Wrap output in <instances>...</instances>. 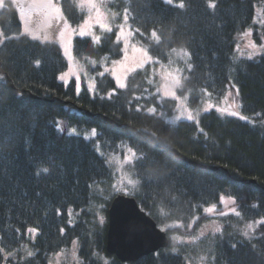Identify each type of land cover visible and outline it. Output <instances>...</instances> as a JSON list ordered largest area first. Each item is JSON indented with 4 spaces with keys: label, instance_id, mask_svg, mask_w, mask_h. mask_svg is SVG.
<instances>
[{
    "label": "trees",
    "instance_id": "obj_1",
    "mask_svg": "<svg viewBox=\"0 0 264 264\" xmlns=\"http://www.w3.org/2000/svg\"><path fill=\"white\" fill-rule=\"evenodd\" d=\"M73 3L59 1L71 25L83 19ZM255 5L264 9V0L107 4L128 11L134 41L162 64H170L177 50L188 53L191 67L179 93L190 108L206 101L204 92L219 100L231 82L239 113L248 120L207 111L197 123L171 125L165 118L175 114L176 103L159 99L149 66L130 73L123 90L104 74L96 76L94 94H76L73 82L65 86L57 79L66 69L60 48L22 35L18 12L6 2L0 9V264H47L73 243L82 264H185V257H196L191 246L171 252L168 245L133 263L105 252L107 211L117 195L135 199L166 236L193 231L211 218L207 209L214 206L218 214L222 198H229L235 233L224 225L203 242L209 264H264V53L242 59L233 48ZM72 52L80 62H93L86 67L92 73L122 55L114 32L95 43L76 38ZM57 125L96 134L85 139ZM116 144L135 154L125 166L135 180L129 193H108ZM170 147L216 171L176 159ZM245 224H251L247 231Z\"/></svg>",
    "mask_w": 264,
    "mask_h": 264
},
{
    "label": "rangeland",
    "instance_id": "obj_2",
    "mask_svg": "<svg viewBox=\"0 0 264 264\" xmlns=\"http://www.w3.org/2000/svg\"><path fill=\"white\" fill-rule=\"evenodd\" d=\"M7 1L18 12L22 35L42 42V44H56L60 48L66 62V69L58 75L57 79L65 86L73 82L76 94H79L83 89H86L90 94H94L96 76L104 74L114 81L117 89L123 90L126 87L125 84L130 73L149 66L152 70L151 73L158 82L157 94L159 99L174 100L176 103L175 114L165 118L168 124L175 125L179 122L197 123L200 116L206 114L207 111L241 121H248L239 113V102L236 100L238 90L231 82L227 85V92L219 100L212 101V95L204 92V100L206 101H202L197 108H190L187 103V96L179 93L183 85L182 81H184L191 67L188 55H184L185 51L177 50L173 55L174 60L167 65L152 57L147 52L146 46L134 41L135 31L128 22V11L126 9L114 11L108 8L107 4L114 2V0H93L96 8L99 9V16L96 8L91 7L88 0H72L76 8L83 14V19L74 25L66 21L60 11H56L57 8L60 10V0H50V2L49 0H0V9L5 6ZM164 1L166 2V0ZM252 16L250 25L234 37L235 44L233 48L238 58L249 59V57L252 58L264 53V9L262 6L255 5ZM125 18H127L126 22ZM65 23L67 26H65ZM101 23L105 24L106 27L101 29ZM108 28H111V31H108ZM81 30L85 32L83 36L80 35ZM61 32H63V36H61ZM110 32H114L116 42L121 45V57L110 65L102 66L98 73L89 72L86 67L92 66L93 62L88 59H86V62H80L74 57L72 52L73 40L76 38H89L95 43L99 41L96 39L97 37L100 39L102 35ZM34 36L37 38L33 39ZM145 53L151 57L150 60H146ZM120 85H123V87H120ZM172 93H175V96ZM189 116H191V119H189ZM57 127L60 132H65L68 135L82 136L85 139L94 137L93 130L95 129L93 128L77 129L72 127L65 129L62 125H57ZM116 147L117 154H113L110 158L112 182L108 193H129L135 187V184L129 183V181L135 182V180L125 166L130 165L133 151H129L130 148L126 145L116 144ZM119 151L122 152V157L119 156ZM222 205H224V208L218 214L214 212V206L210 207L209 216L211 218H208L193 231L181 234L172 233L167 236L168 245H170L168 249L175 252L178 251V248L191 246L196 249V257L194 259L191 256L189 258L185 257V264H209L212 256L206 255L208 248L203 242L212 240L216 234L219 235L224 225L232 227V232L235 233L234 214L236 212L233 201L229 198L223 199ZM222 213V217L214 218L212 216H218ZM250 225L245 224L244 229L247 231ZM162 228L158 229L163 231ZM76 253V244L73 243L70 248L51 254L47 264H82Z\"/></svg>",
    "mask_w": 264,
    "mask_h": 264
},
{
    "label": "water",
    "instance_id": "obj_3",
    "mask_svg": "<svg viewBox=\"0 0 264 264\" xmlns=\"http://www.w3.org/2000/svg\"><path fill=\"white\" fill-rule=\"evenodd\" d=\"M28 96L36 98L30 93ZM168 152L196 169L216 171V166L209 167L192 161L173 147ZM139 208L135 199L125 195L115 196L108 207L105 252L115 256L118 262L133 263L143 256L165 249L169 244L166 233L158 229L156 223Z\"/></svg>",
    "mask_w": 264,
    "mask_h": 264
},
{
    "label": "snow or ice",
    "instance_id": "obj_4",
    "mask_svg": "<svg viewBox=\"0 0 264 264\" xmlns=\"http://www.w3.org/2000/svg\"><path fill=\"white\" fill-rule=\"evenodd\" d=\"M49 2H50V0H49ZM88 2H89V4L91 5V7L96 8V5H95V3L93 2V0H88ZM172 2H173V0H166V3H168V4H172ZM179 7L183 8L184 5L181 3V4L179 5ZM56 11L59 12L60 10L57 8ZM96 11H97V14H98V16H99V9L96 8ZM126 19H127V18H125V22H126ZM85 23L87 24V22H85ZM65 26H67L66 23H65ZM100 27H101V29H103V28L106 27V25L103 24V23H101V24H100ZM108 31H111V28H108ZM121 31H122V27H121ZM84 34H85V32H84L83 30H81V31H80V35L83 36ZM61 36H63V32H61ZM36 38H37V37H35V36L33 37V39H36ZM45 39H46V38H45ZM96 39L99 40V37H97ZM0 43H3V41L0 40ZM175 51H176V49H173V52H175ZM181 51H183V49H181ZM178 54H179V53H178ZM184 55H188V53H187V52H184ZM145 58H146V60H150V59H151V57H149V56L147 55V53H145ZM249 59H251V57H249ZM61 79H62V77H61ZM177 83H178V81H177ZM120 87H123V85H120ZM172 95L175 96V93H172ZM148 111H149V112H155L156 109H155V108H150V109H148ZM233 114H235V113H233ZM189 119H191V116H189ZM241 119H243V117H241ZM93 135H95V130H93ZM129 151H131V149H129ZM133 155H135V154L133 153ZM43 171H44V172H47L48 169H47V168H44ZM129 183L135 184L134 181H129ZM222 202H223V198H222ZM206 211H211V209H207ZM222 214H223V213H222ZM237 215H239V213H237ZM261 223H264V221H261ZM249 227H251V225H250Z\"/></svg>",
    "mask_w": 264,
    "mask_h": 264
}]
</instances>
